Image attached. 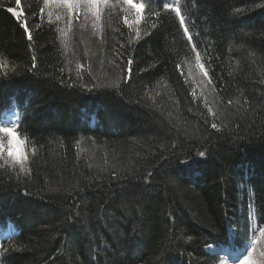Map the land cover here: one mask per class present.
Instances as JSON below:
<instances>
[{
	"label": "trees",
	"instance_id": "obj_1",
	"mask_svg": "<svg viewBox=\"0 0 264 264\" xmlns=\"http://www.w3.org/2000/svg\"><path fill=\"white\" fill-rule=\"evenodd\" d=\"M46 1L21 0L16 19L0 0V122L28 151L23 172L0 156V264H218L207 247L250 246L264 229V0H178L182 28L165 0L142 13L109 0L102 36L69 44Z\"/></svg>",
	"mask_w": 264,
	"mask_h": 264
},
{
	"label": "rangeland",
	"instance_id": "obj_2",
	"mask_svg": "<svg viewBox=\"0 0 264 264\" xmlns=\"http://www.w3.org/2000/svg\"><path fill=\"white\" fill-rule=\"evenodd\" d=\"M133 3L137 4L136 0H133ZM104 4H105L104 0H97V3L94 5L85 4L83 3V0H81L80 3H76L75 0H73L72 5L70 6L68 3L65 2V0H47V9H49L47 10V12L49 13L54 12L53 13L54 18H59V17L64 16L66 22H69L72 20L73 21L80 20L81 23H85V26L88 27V29H86V32L88 30L89 32L87 33H90V32L93 33L95 32V30L102 28L101 14L103 12ZM93 13L98 14L99 19H97V16L94 15ZM71 23L70 22L69 24L67 23L68 25L66 26L69 27ZM93 25H96V26L94 27ZM67 37H68L67 35H62V38L65 44H69V40ZM73 65H74L75 70L77 71L80 70V66L78 67V63L76 61L73 62ZM189 73L200 95L204 98L209 97L208 96L209 91L206 85V81L204 78V72L202 71V69L200 67L194 68L192 71L190 70ZM0 144H2L5 149V151L3 152L4 157H8L7 138L0 137ZM21 157L28 158V151L25 149L24 146L22 147ZM8 159L12 160L9 157ZM26 162H27V159L24 163ZM2 229H5L9 237L15 236L16 234L9 223H7L6 227ZM213 249L215 248H210L209 253L212 254ZM216 250L218 254L222 253V249H216ZM249 251L252 252V260L254 261V264H264V233H262V231L259 232L257 237L252 241L251 245L248 247L247 252L245 253L235 252L232 254V256L227 257L228 264H239L244 259V257L247 255Z\"/></svg>",
	"mask_w": 264,
	"mask_h": 264
},
{
	"label": "snow or ice",
	"instance_id": "obj_3",
	"mask_svg": "<svg viewBox=\"0 0 264 264\" xmlns=\"http://www.w3.org/2000/svg\"><path fill=\"white\" fill-rule=\"evenodd\" d=\"M65 2L68 3L71 6L72 3H73V0H65ZM75 2L76 3H80L81 0H75ZM104 2L106 3L107 0H104ZM147 2L150 3L151 0H147ZM16 3L19 5L21 3V0H16ZM83 3L94 5V4L97 3V0H83ZM124 3L130 5L133 9H135V11L137 13H142L144 11L145 7H146V5L144 3H141L139 5L133 3V0H124ZM164 6H165V8L171 7V5H169L167 3H165ZM9 11H12V9H9ZM176 11H177V13H179V11H180L179 8H177ZM93 14L97 16V19H99V15L98 14H96V13H93ZM69 22L71 23V21H69ZM125 22H127V20H125ZM181 24L182 25L184 24L183 17H181ZM22 26L25 29V33L27 34V38L29 40H31L32 39V33H31V31H30L27 23H24ZM93 26L95 27L96 25H93ZM185 31H186V34H187V29H185ZM198 59H199V57H198ZM128 63H129V74H130L131 73V67L130 66L133 63V61L132 60H129ZM78 67H79V65H78ZM212 127L213 128H216L217 125L216 124H213ZM4 128L10 129L13 132H16V130L14 128H12V127H4ZM22 144H24V141H22ZM4 151H5V149H4L3 145L0 144V156H2V154H3ZM7 155H8L9 158L12 159L13 163H15V164H17V165L20 166V169H21L22 172L23 171H26V169L24 167V162L27 159L26 157H21V156L19 158L13 157V156L9 155L8 148H7ZM199 155H200V157H204L205 156V153L204 152H200ZM183 162L185 163L186 160L183 161ZM262 233H264V230H262ZM189 239H191V238L189 237ZM222 251H223L224 255L221 257V264H228L227 257L231 256V254L234 252V250L231 249V248H223ZM212 255L213 256H219V254H218V252H217L216 249H213L212 250ZM240 264H254V261L252 260V252L251 251H249L247 253V255L240 262Z\"/></svg>",
	"mask_w": 264,
	"mask_h": 264
},
{
	"label": "bare ground",
	"instance_id": "obj_4",
	"mask_svg": "<svg viewBox=\"0 0 264 264\" xmlns=\"http://www.w3.org/2000/svg\"><path fill=\"white\" fill-rule=\"evenodd\" d=\"M112 3H117V2H119L120 0H110ZM123 3H124V0H121ZM169 0H165V2L164 3H167V4H169V5H171V9L175 12L176 11V9H175V7H176V5H175V3L173 2V0H171L170 2H168ZM125 4V3H124ZM46 7H47V1H46ZM106 5H107V3H106ZM105 5V8H107L106 9V11L107 12H105V11H103L102 12V14H101V20H102V28L101 29H97V30H95V32H93V33H91L90 32V34L93 36H98V37H100V36H102V31H105L104 29H105V24H106V18H107V15H108V12L109 11H112V8H110V6L109 5H107L106 6ZM126 6H129L128 4H125ZM165 4H161V9L162 10H165V11H170V7L169 8H165V6H164ZM19 6H18V4L16 3V8H14L12 11H10V14L13 16V17H15L16 19L18 18V17H20V12H18L17 11V8H18ZM135 10V9H134ZM52 12V11H51ZM173 12V13H174ZM177 12V11H176ZM54 13V12H53ZM176 15V20L179 22V24H180V26H181V28H182V24H181V17H182V15H180L179 13H177V14H175ZM56 22H58L59 23V25H60V33L62 34V35H67L68 37L70 36V35H72V34H76V33H78V32H80V33H87V32H89L88 30H87V32H86V29H88V27H86L85 26V23H81L80 22V20L79 21H71L72 23L69 25V27L68 26H66V25H68L69 24V22H66L65 21V17L64 16H62V17H59V18H55L54 19ZM68 23V24H67ZM84 24V25H83ZM89 28H90V26H89ZM85 30V31H84ZM99 30V31H98ZM78 71H82V68H80V70H78ZM111 87V86H110ZM102 89H106V88H104V87H102ZM82 111H84V112H86L85 110H82ZM4 116H5V114H4ZM90 119H92V120H94L93 119V113L91 114L90 113ZM6 121H9V122H11V120H10V118H8V119H6ZM6 121L4 120L2 123L0 122V126H4V127H11V125L7 122L6 123ZM4 225V224H3ZM0 227H1V223H0ZM209 250H210V248H207L206 249V251H208L209 252Z\"/></svg>",
	"mask_w": 264,
	"mask_h": 264
},
{
	"label": "clouds",
	"instance_id": "obj_5",
	"mask_svg": "<svg viewBox=\"0 0 264 264\" xmlns=\"http://www.w3.org/2000/svg\"><path fill=\"white\" fill-rule=\"evenodd\" d=\"M0 137L7 138V148L9 155L19 158L22 155V139H20L17 132L10 129L0 127ZM181 163H184L183 161Z\"/></svg>",
	"mask_w": 264,
	"mask_h": 264
}]
</instances>
